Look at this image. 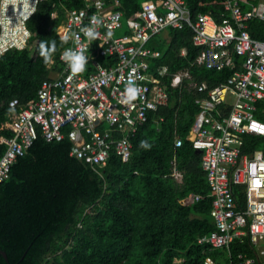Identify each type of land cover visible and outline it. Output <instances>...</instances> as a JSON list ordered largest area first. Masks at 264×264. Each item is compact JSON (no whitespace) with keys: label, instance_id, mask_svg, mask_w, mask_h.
Wrapping results in <instances>:
<instances>
[{"label":"trees","instance_id":"1","mask_svg":"<svg viewBox=\"0 0 264 264\" xmlns=\"http://www.w3.org/2000/svg\"><path fill=\"white\" fill-rule=\"evenodd\" d=\"M122 11L123 33L128 18H137L144 0H104ZM191 20L199 13H210L216 22L229 18L227 0H184ZM85 6V0H40L27 20L30 37L26 47L9 49L0 56V135L12 136L5 127L13 112L9 102L20 106L34 101L41 82L61 68L58 59L61 45L58 25L66 11ZM243 10L247 5L241 4ZM55 13V16H52ZM247 30L252 38L264 40V21L252 18ZM167 33V37L163 36ZM147 42L159 51L149 60V70L156 73L165 66L167 72L188 69L190 78L180 87L166 84L168 100L149 111L147 120L130 138L131 155L127 161L112 151L105 166L95 168L69 155L70 141L47 140L38 130L37 137L22 155L17 156L7 178L0 183V264H226V249H210L197 242L199 236L214 229L210 215L212 198L201 166V155L185 137L198 113L195 99L205 96L192 83L206 82L208 89L223 83L243 57L233 53V68L210 69L194 63L199 48L192 43V30L168 27ZM57 41L54 62L45 65L38 54L41 40ZM100 42H92L86 69L98 59L113 64L112 56H101ZM184 50V54L182 53ZM259 108L263 101L257 102ZM259 119L260 112H255ZM66 129L63 132L66 133ZM183 139L174 146V139ZM152 142L150 150L139 141ZM264 148V137L244 136L242 153ZM5 144L0 143V156ZM181 174L177 180L173 171ZM242 186H233L237 206H245ZM200 198L189 204L190 194ZM235 256L253 255L248 237L229 246Z\"/></svg>","mask_w":264,"mask_h":264},{"label":"built area","instance_id":"2","mask_svg":"<svg viewBox=\"0 0 264 264\" xmlns=\"http://www.w3.org/2000/svg\"><path fill=\"white\" fill-rule=\"evenodd\" d=\"M242 3L247 9L241 8ZM36 5L35 0H0V56L9 49L26 47L30 37L26 23L34 12L30 16L28 13ZM224 8L230 17L218 23L208 12L191 20L184 0H144L138 17L125 21L129 33L118 37L108 34L122 27V11L110 8L104 0H85L84 7L67 10L57 34L68 30L79 35L80 44L88 46V55L92 43L88 45L80 28L88 25L93 15L99 16L103 21L98 29L97 40L102 45L99 54L112 56L115 61L103 65L93 59L84 73L71 76L60 57L66 48L77 47L73 37L59 52L61 68L41 82L36 99L22 106L17 99L9 102L11 108L19 109L4 125L12 136L0 135V143L5 144L0 156V183L8 177L17 156L32 144L38 130L47 140H61L66 135L71 143L69 155L96 169L105 166L112 151L127 161L132 148L130 138L137 127L147 120L149 111L168 100L161 77L169 75L171 87H180L184 79L190 78L188 69L168 74L162 66L156 73L150 71L149 60L158 57L159 51L148 47L147 42L168 27L188 25L192 43L199 48L195 64L222 70L235 66L233 53L243 57L241 69L234 70L225 82L210 89L206 82L192 83L206 95L195 99L199 110L185 138L200 150L214 222V229L199 236L197 242L210 249H226V264H264V148L242 153L245 135L264 137V106H257L259 101L264 103V40L252 38L247 30L250 19L264 21V0H227ZM133 69L141 91L132 104H122L120 98ZM255 112L263 118H257ZM182 141L176 136L174 146ZM173 176L181 179L177 170ZM235 185L243 187V208L237 206ZM199 198L190 193L185 203ZM244 237H248L253 255L239 252L233 256L230 244L242 242ZM209 260L215 264L210 257L205 263Z\"/></svg>","mask_w":264,"mask_h":264},{"label":"clouds","instance_id":"3","mask_svg":"<svg viewBox=\"0 0 264 264\" xmlns=\"http://www.w3.org/2000/svg\"><path fill=\"white\" fill-rule=\"evenodd\" d=\"M40 0H35V3H39ZM35 12V7H32L31 11L28 13L30 16L31 13ZM83 16V13H81ZM102 18L99 16L93 15L90 18V23L80 28V32L87 39L88 45H90L93 41L97 40L100 36V32L98 31L99 27L102 25ZM109 36L111 33L108 34ZM75 38V42L77 44L76 48H66L61 54V60H63L68 69L70 70L71 76H75L80 73H84L86 71V65L89 63L90 57L86 55L88 51L87 45L80 44V36L76 33L66 30L63 35L59 36V40L61 45L67 44L70 40ZM102 46V45H100ZM38 54L43 58V62L45 65H50L54 62L53 57L57 52V41L55 39L52 40H41L39 42ZM135 69H133L132 73L129 74V78L124 87V92L120 98V103L122 104H132L139 96L141 91V86L137 83L136 78L133 73ZM150 107H154L150 105ZM139 147L144 150H150L152 147V142L148 139H142L139 141ZM129 155H131L129 153ZM127 159V157H125ZM252 170L254 172L255 166H252ZM208 264H211L209 260Z\"/></svg>","mask_w":264,"mask_h":264},{"label":"rangeland","instance_id":"4","mask_svg":"<svg viewBox=\"0 0 264 264\" xmlns=\"http://www.w3.org/2000/svg\"><path fill=\"white\" fill-rule=\"evenodd\" d=\"M122 33H123V27L122 28H119V29H117L115 31H113V33L111 34V36L118 37V36L122 35Z\"/></svg>","mask_w":264,"mask_h":264},{"label":"water","instance_id":"5","mask_svg":"<svg viewBox=\"0 0 264 264\" xmlns=\"http://www.w3.org/2000/svg\"><path fill=\"white\" fill-rule=\"evenodd\" d=\"M195 151L198 152V153H200V150H199V149H195ZM0 254H1L5 259H7V256H6L5 251L0 250Z\"/></svg>","mask_w":264,"mask_h":264},{"label":"crops","instance_id":"6","mask_svg":"<svg viewBox=\"0 0 264 264\" xmlns=\"http://www.w3.org/2000/svg\"><path fill=\"white\" fill-rule=\"evenodd\" d=\"M107 5V4H106ZM107 6H109L110 8H113V6L112 5H107ZM53 16H55V13L53 14ZM122 28V27H121ZM163 36L166 38L167 37V33L166 32H163ZM53 75V72L50 74V76H52ZM49 76V77H50Z\"/></svg>","mask_w":264,"mask_h":264}]
</instances>
